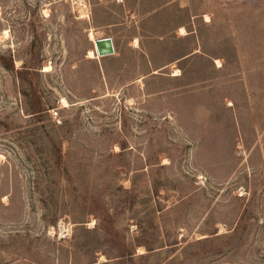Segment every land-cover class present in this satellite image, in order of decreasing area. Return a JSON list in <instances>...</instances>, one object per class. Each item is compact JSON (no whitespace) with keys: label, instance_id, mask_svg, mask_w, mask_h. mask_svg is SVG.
<instances>
[{"label":"rangeland","instance_id":"374dc122","mask_svg":"<svg viewBox=\"0 0 264 264\" xmlns=\"http://www.w3.org/2000/svg\"><path fill=\"white\" fill-rule=\"evenodd\" d=\"M0 264H264V0H0Z\"/></svg>","mask_w":264,"mask_h":264},{"label":"water","instance_id":"95a60500","mask_svg":"<svg viewBox=\"0 0 264 264\" xmlns=\"http://www.w3.org/2000/svg\"><path fill=\"white\" fill-rule=\"evenodd\" d=\"M98 56L103 57L114 53V44L110 37H102L95 40Z\"/></svg>","mask_w":264,"mask_h":264},{"label":"bare ground","instance_id":"6f19581e","mask_svg":"<svg viewBox=\"0 0 264 264\" xmlns=\"http://www.w3.org/2000/svg\"><path fill=\"white\" fill-rule=\"evenodd\" d=\"M91 39H92L93 42L95 43V39H93V37H91ZM90 54H91L92 57L98 56L97 51H96L95 44H94V50H92V51L90 52ZM98 57H100V56H98ZM46 69H48V66H47ZM64 102H65V101H64Z\"/></svg>","mask_w":264,"mask_h":264}]
</instances>
